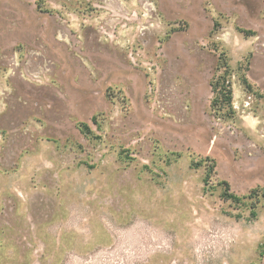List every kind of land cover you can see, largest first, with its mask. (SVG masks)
Masks as SVG:
<instances>
[{"label": "rangeland", "instance_id": "1", "mask_svg": "<svg viewBox=\"0 0 264 264\" xmlns=\"http://www.w3.org/2000/svg\"><path fill=\"white\" fill-rule=\"evenodd\" d=\"M223 182L264 191V0H0V264H264Z\"/></svg>", "mask_w": 264, "mask_h": 264}, {"label": "trees", "instance_id": "2", "mask_svg": "<svg viewBox=\"0 0 264 264\" xmlns=\"http://www.w3.org/2000/svg\"><path fill=\"white\" fill-rule=\"evenodd\" d=\"M217 25H215L216 29ZM247 36H253L255 33L251 31H243ZM223 56L219 59V64L217 66V71L224 70V73L217 77L212 83L213 93L215 94V99L213 101L212 107L217 112V114L226 111V115L234 117L235 111L233 108V89H232V69L227 61V56L223 53ZM242 84L245 86L247 91H250L251 85L249 84L246 77H242ZM80 129L83 133H91L90 129L86 124H80ZM179 156V155H178ZM210 177V174L207 178ZM205 179L206 186L208 185V179ZM221 185L224 186L223 198L230 201L236 205L249 207L251 210V216L256 218L258 216V205L264 202V191L254 190L250 195L240 197L231 191L230 184L228 182H223Z\"/></svg>", "mask_w": 264, "mask_h": 264}, {"label": "flooded vegetation", "instance_id": "3", "mask_svg": "<svg viewBox=\"0 0 264 264\" xmlns=\"http://www.w3.org/2000/svg\"><path fill=\"white\" fill-rule=\"evenodd\" d=\"M177 72H178V71H176V73H177ZM187 81H188V80H187ZM187 81H186V82H187ZM185 84H187V85H188V82H187V83H185Z\"/></svg>", "mask_w": 264, "mask_h": 264}]
</instances>
